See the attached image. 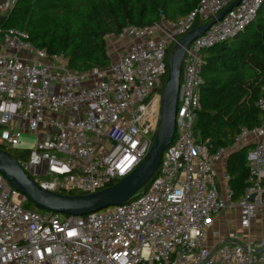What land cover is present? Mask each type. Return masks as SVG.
<instances>
[{
	"label": "built area",
	"instance_id": "obj_1",
	"mask_svg": "<svg viewBox=\"0 0 264 264\" xmlns=\"http://www.w3.org/2000/svg\"><path fill=\"white\" fill-rule=\"evenodd\" d=\"M234 1L200 0L176 22L127 26L107 36L127 41L121 55L111 57L106 49L107 67L78 72L62 55L31 44L24 30L4 28L17 0H0L1 150L17 149L23 133L34 136L27 160L18 163L55 193L91 194L124 178L146 156L155 135L167 51L198 27L197 19L202 25ZM263 2L241 0L190 44L175 138L155 177L130 201L83 217L40 213L26 208V197L0 174V264H264V240L205 244L208 234L217 238L214 217L222 210L237 208L239 224L247 229L264 207V120L213 152L193 136L201 53L252 24ZM163 22L165 30L158 28ZM256 106L264 113V97ZM244 148H249L247 187L233 203L230 191L218 192L216 166L227 152Z\"/></svg>",
	"mask_w": 264,
	"mask_h": 264
},
{
	"label": "trees",
	"instance_id": "obj_2",
	"mask_svg": "<svg viewBox=\"0 0 264 264\" xmlns=\"http://www.w3.org/2000/svg\"><path fill=\"white\" fill-rule=\"evenodd\" d=\"M199 1L17 0L3 27L24 30L35 47L62 55L72 71L87 72L107 67L106 36H117L127 26L176 22L194 10ZM201 23L197 19L194 26ZM201 56L203 83L193 136L213 152L230 145L242 129L259 127L264 120V113L256 106L264 97V2L252 24L236 37L204 50ZM246 151L233 153L228 159L232 201H237L247 187ZM7 152L20 163L27 160V154L19 149ZM63 194L84 195L75 191ZM29 206L33 205L27 201L25 207Z\"/></svg>",
	"mask_w": 264,
	"mask_h": 264
},
{
	"label": "water",
	"instance_id": "obj_3",
	"mask_svg": "<svg viewBox=\"0 0 264 264\" xmlns=\"http://www.w3.org/2000/svg\"><path fill=\"white\" fill-rule=\"evenodd\" d=\"M241 0H235L211 20L195 27L178 39L167 58L166 78L160 101V116L150 148L135 169L115 184L91 194L68 195L48 191L38 185L7 151L0 149V174L13 190L26 197L35 208L50 214L83 217L122 205L145 189L155 177L163 152L172 144L176 132V115L180 95L183 60L190 44L219 22ZM5 17H0V24ZM101 36H104L102 33ZM254 201L251 195L248 199Z\"/></svg>",
	"mask_w": 264,
	"mask_h": 264
},
{
	"label": "crops",
	"instance_id": "obj_4",
	"mask_svg": "<svg viewBox=\"0 0 264 264\" xmlns=\"http://www.w3.org/2000/svg\"><path fill=\"white\" fill-rule=\"evenodd\" d=\"M249 148H244V150ZM247 152V151H246ZM232 153H226L221 162L216 166L217 177L216 187L220 195L225 196L229 188V180L226 182L224 176H228L227 165L228 159ZM232 193V192H231ZM238 201V200H237ZM237 201H232L236 203ZM213 231L218 233L217 238L208 234L205 244L209 248H213L219 242L227 244H238L250 237L253 241L264 240V207H260L257 218L251 223L250 227L245 229L239 224V214L237 208L225 209L214 217Z\"/></svg>",
	"mask_w": 264,
	"mask_h": 264
},
{
	"label": "rangeland",
	"instance_id": "obj_5",
	"mask_svg": "<svg viewBox=\"0 0 264 264\" xmlns=\"http://www.w3.org/2000/svg\"><path fill=\"white\" fill-rule=\"evenodd\" d=\"M9 15H8V17H9ZM167 26L168 25L165 22H163L159 25L158 28H161V30H165L167 28ZM158 32H159V34H161L163 31L158 30ZM105 42H106V49L109 52V54L111 55V57L121 55L128 45L127 41H124L118 37L107 38V36H106ZM33 141H34V136H31L27 133H23L21 136V144L16 148L21 150V151H24V152L29 151L32 148ZM10 152H12V151H10ZM75 194H77V193H75ZM27 208L31 209V210L38 211L40 213H44V211L38 210L34 206H29Z\"/></svg>",
	"mask_w": 264,
	"mask_h": 264
}]
</instances>
